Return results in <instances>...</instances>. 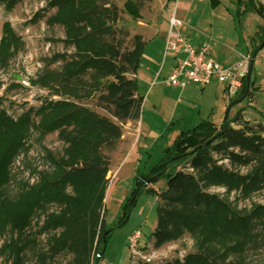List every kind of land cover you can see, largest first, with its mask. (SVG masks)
I'll use <instances>...</instances> for the list:
<instances>
[{"label": "trees", "instance_id": "16d2710c", "mask_svg": "<svg viewBox=\"0 0 264 264\" xmlns=\"http://www.w3.org/2000/svg\"><path fill=\"white\" fill-rule=\"evenodd\" d=\"M51 5L57 12L49 23L64 27L63 43L66 48H74L75 53L66 59L60 70L40 74L35 84L51 90L54 95L64 93L78 98L80 91L87 97L101 92V102L113 108L112 114L120 122L139 120L144 97L138 94L136 75L146 46L143 37L135 36L133 49L122 51V43L113 40L116 8L103 4L102 0H52ZM237 5L241 17L249 10L264 19V6L258 0H237ZM125 7L129 15L139 18L136 2L128 1ZM253 41L258 44L251 57L264 48L261 26ZM9 43L16 49L21 45L20 39L6 25L0 43L1 69H6L16 54L9 52ZM255 83L252 74L249 89ZM247 88L245 79L236 96H244ZM35 115L39 121L29 112L14 122L4 109L0 110V234L9 226L18 235L16 241L0 250V255L11 253L13 264H29L26 251L32 246L33 264H62L58 260L64 255L70 256L67 264H90L93 252L94 264H98L105 252L104 241L112 232L105 219H101L107 189L105 176L109 171V161L103 152L116 150L122 129L90 109L64 100L43 105ZM215 128L212 121L206 120L182 131L160 161L141 176H159L156 181L164 178L168 182L166 189L157 193L161 203L158 225L153 233L155 245L160 248L173 243L187 232L197 241L199 251L189 255L185 264H246L248 251L261 241L262 235L256 230L264 223V207L257 206L250 212L239 211L230 202L206 193L205 189L223 186L247 198L264 189V138L236 132L226 120L220 133L209 139ZM33 131L38 134L39 141L58 131L67 147L59 159L46 150V158L54 170L40 173V181L29 187L25 181H16L12 167L20 157L25 158L24 167L29 166L27 157ZM232 148H238L243 155L230 152ZM212 150L226 153L231 165L249 167L250 171L241 176L217 166L211 157ZM181 162H190L197 174L175 172L173 168ZM35 171L36 168L32 173ZM17 182L18 191L12 195L8 188ZM140 185L138 179V187ZM134 201L131 199L130 205ZM23 203L27 208L16 210ZM52 204L59 207V213L47 214L38 234L59 229L60 233L48 237L45 250L36 247V237L27 239L24 232L34 217ZM128 210L127 205L119 224L126 220Z\"/></svg>", "mask_w": 264, "mask_h": 264}, {"label": "rangeland", "instance_id": "374dc122", "mask_svg": "<svg viewBox=\"0 0 264 264\" xmlns=\"http://www.w3.org/2000/svg\"><path fill=\"white\" fill-rule=\"evenodd\" d=\"M51 1L17 0L13 3L11 0H0V43L6 25H9L12 33L20 39L21 43L17 49L14 45L8 44L9 52H16V54L11 58L6 69L0 68V83L2 84L0 87V110L4 109L14 122L29 112L33 119L39 121V117L35 113L40 107L51 101L64 100L88 108L99 116L119 125L122 129V137L116 150L103 152L109 161V171L105 176L107 189L101 209V219H105L112 232L106 240L105 252L98 264H132L128 238L137 231L143 235L141 247L151 257L152 262L149 264H173L176 262L185 264L189 255L199 251L197 241L189 233L185 232L180 239L160 248L156 247L153 236L158 225V208L161 203L157 193H162L166 189L167 180L162 178L149 186H144L140 181V187H144L140 190L138 179L148 173L160 161L165 150L173 146L182 131L194 128L197 121L203 118L213 117L214 121H219L218 123L212 121L216 128L208 137L209 139L220 133L226 120L230 122L231 128L236 132L245 133L247 136L257 134L264 138V50L258 53L254 63L252 74L253 78H256L255 86L250 88L244 96H236L237 94L231 91L226 113L223 111L226 110L228 96L220 89L218 102L215 106H212L215 103L214 93H208L203 99H195L189 103L187 111L192 116L190 120L177 122L178 115L182 113L179 109L182 108L176 112L175 107L180 105H178L177 100L181 98L174 97L165 86L158 85L153 89L150 84L145 85L137 80L138 94L144 97L138 132L139 120L120 122L113 116V108L107 107L101 102V92L87 97L85 93L80 91L81 97L78 98V96L70 97L64 93L54 95L51 90L41 87L38 83L35 84L40 74L47 70H60L66 59L75 53L74 48H66L63 43L65 39L64 27L60 24L49 23L57 12V8L51 5ZM128 1L137 3L139 18H134L127 12L125 5ZM258 1L263 4V0ZM102 3H108L107 6L116 8L117 20L113 24L116 34L113 40L122 43V51L132 50L135 36L143 37L146 30L148 31L149 28L158 23L159 28L165 30L169 24L168 16L172 14L175 7V2H170V0H102ZM223 3L228 5L229 1L223 0ZM176 5L180 18L185 7L181 5L179 0ZM228 7L234 8L233 5H228ZM248 11H246L245 16L248 15L255 22H259L264 30V19L256 12ZM243 48L246 53L247 49ZM242 55L248 56L247 54ZM163 59L162 56L159 66L163 63ZM202 105H204L203 108H201ZM212 111L214 112L210 116L209 113ZM199 113H202L201 117H199ZM226 114L227 119L225 120ZM147 125L150 126L152 133L147 130ZM134 139H136L135 143L129 149L128 147ZM29 145L30 151L27 157L29 166L25 168L22 163L25 158L20 157L12 169L16 175V181H25L29 187H32L40 181V173H51L54 170L51 161L46 158V150L50 151L55 159H59L63 156L67 146L60 139L58 131L47 135L40 141L38 134L33 131ZM120 151H125V153L120 155ZM230 152L241 154L238 148H232ZM211 157L217 166L225 167L241 176H246L250 171L249 167H243L239 164L231 165L226 153H218L216 150H212ZM118 167L117 178L113 180L114 170ZM34 168L36 171L32 173ZM173 170L184 174H197L190 162H181ZM18 182L12 183L8 188L12 195L18 191ZM148 189L156 192H149ZM205 192L230 202L239 211L250 212L257 206L264 207V189L253 193L248 198L239 191L229 192L223 186H211L205 189ZM134 193L136 194L133 195ZM131 199H135L133 205H130ZM127 205L129 206L127 218L124 223L119 224L121 214ZM8 208L14 209L10 206ZM26 208L27 204L23 203L21 208L18 207L16 210ZM58 213L59 207L57 205H49L45 212L40 213V216L34 217L31 226L24 232L25 235L27 234V239H33L32 236L36 237L37 248L41 247L46 250L48 237L60 233L59 229L38 234L46 215ZM256 232L260 236L262 235L261 241L258 242L257 247L248 251L246 264H264V223L259 224ZM17 238L16 231L8 226L6 231L0 234V250L5 245H10L11 241H16ZM98 238L99 233L96 242ZM39 244L40 246H38ZM32 253L33 249L30 246L26 251L29 264L34 263ZM69 260L70 256L64 255L58 261L67 264ZM94 261L93 252L90 264H94ZM0 264H13L11 253L1 254Z\"/></svg>", "mask_w": 264, "mask_h": 264}, {"label": "crops", "instance_id": "0c3cea01", "mask_svg": "<svg viewBox=\"0 0 264 264\" xmlns=\"http://www.w3.org/2000/svg\"><path fill=\"white\" fill-rule=\"evenodd\" d=\"M172 1L175 2L176 17L183 22V25L179 27V31L183 38L193 46L208 44L210 46L209 57L211 59L222 65L230 66L237 62L242 54L252 55L253 49L257 45V42L253 41V37L256 33H259L260 25L259 22H255V20H252L248 15L244 17L239 15L237 0H228V5L234 6L232 9L229 8L228 5H225L223 0H179L181 5L185 7L183 8L184 10L180 18L178 17V6L176 5L178 0L177 2L176 0H170V2ZM262 5L264 6V0ZM170 16H168V18ZM158 24L149 28L148 31L146 30V33L143 35L146 46L141 67L136 78L138 81L140 80L142 84H150V86H153V89L158 85L162 87L165 86L168 91L172 92L174 97L177 99L181 98L178 99L180 101L177 100L178 105H180L175 107L176 112L179 108H182L179 109L182 113L178 115L177 122L188 121L192 116L188 113L187 106L192 100L203 99L208 93H214L215 103L212 106H215L218 102L220 89H222L227 96L230 92H228L224 85L218 83L216 80H213L205 86L194 83H189L185 88L168 86L165 80L171 74L177 62L174 55L171 54V56H169L168 54L165 56V43L169 24L165 30L160 29ZM243 47L247 49L246 53ZM262 50H264V48L260 51L262 52ZM162 56L164 58L163 63L159 66ZM180 57H183V55ZM229 99L227 98V106L225 107L226 110L224 109L225 111H223L224 113L227 112ZM203 107L204 105L201 106V108ZM213 112L214 111H212V113L210 112L209 115L211 116ZM207 114L208 110L206 111V116ZM201 116L202 113H199V117ZM206 120L213 121L214 123L219 122L214 121L213 117H207V119L203 118L198 120L197 125ZM137 127V131L139 132L140 119ZM146 127L147 130L152 133L150 126L147 125ZM135 140L136 139L130 143L129 149L134 145ZM125 151H120L119 154L121 155L125 153ZM118 170L119 167L114 170L113 180L117 178L116 175Z\"/></svg>", "mask_w": 264, "mask_h": 264}, {"label": "built area", "instance_id": "2783aa9c", "mask_svg": "<svg viewBox=\"0 0 264 264\" xmlns=\"http://www.w3.org/2000/svg\"><path fill=\"white\" fill-rule=\"evenodd\" d=\"M181 25L183 22L176 17L175 7L169 17L165 56L171 53L175 56L177 63L165 83L168 86L185 88L189 83L205 86L216 80L224 85L228 92L237 93L249 74L251 55H241L239 60L230 66L222 65L209 57L210 46L208 44L193 46L188 43L179 31ZM181 55L183 57H180ZM142 239L143 235L140 231L134 232L128 238L132 264L152 262L151 257L141 247Z\"/></svg>", "mask_w": 264, "mask_h": 264}, {"label": "water", "instance_id": "95a60500", "mask_svg": "<svg viewBox=\"0 0 264 264\" xmlns=\"http://www.w3.org/2000/svg\"><path fill=\"white\" fill-rule=\"evenodd\" d=\"M256 55L257 53H255L254 56H252V61H251V66H250V71H249V74L247 76V83H248V88H247V92L249 90V85H250V81H251V77H252V73H253V68H254V62H255V58H256ZM230 109V108H229ZM227 119V114L225 116V120ZM159 176H154V177H150V178H147V177H140L139 180L142 182V184L144 186H149L151 185L153 182H155L157 180ZM105 244H106V240L104 241Z\"/></svg>", "mask_w": 264, "mask_h": 264}]
</instances>
